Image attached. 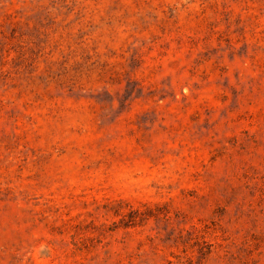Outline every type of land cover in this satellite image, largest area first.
<instances>
[{"label":"rangeland","instance_id":"obj_1","mask_svg":"<svg viewBox=\"0 0 264 264\" xmlns=\"http://www.w3.org/2000/svg\"><path fill=\"white\" fill-rule=\"evenodd\" d=\"M0 264H264V0H0Z\"/></svg>","mask_w":264,"mask_h":264}]
</instances>
